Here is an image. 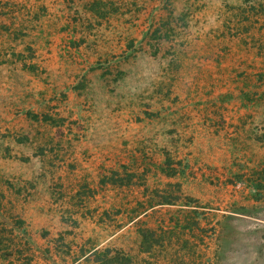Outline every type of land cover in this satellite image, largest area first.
<instances>
[{"label": "rangeland", "instance_id": "1", "mask_svg": "<svg viewBox=\"0 0 264 264\" xmlns=\"http://www.w3.org/2000/svg\"><path fill=\"white\" fill-rule=\"evenodd\" d=\"M259 3L0 0V264H264Z\"/></svg>", "mask_w": 264, "mask_h": 264}, {"label": "trees", "instance_id": "2", "mask_svg": "<svg viewBox=\"0 0 264 264\" xmlns=\"http://www.w3.org/2000/svg\"><path fill=\"white\" fill-rule=\"evenodd\" d=\"M264 2V0H263ZM260 11H263L264 4L259 3ZM140 249L142 252H147L148 241L144 239V241L140 244ZM82 253H85L83 251ZM85 261L89 262V264H134L132 258L121 251L118 250H111L109 246H104L102 248H96L93 250L88 251L86 254L81 255ZM141 264H148V263H141Z\"/></svg>", "mask_w": 264, "mask_h": 264}]
</instances>
